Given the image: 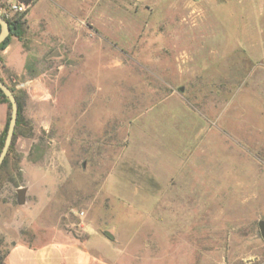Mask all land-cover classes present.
I'll use <instances>...</instances> for the list:
<instances>
[{"label": "rangeland", "instance_id": "374dc122", "mask_svg": "<svg viewBox=\"0 0 264 264\" xmlns=\"http://www.w3.org/2000/svg\"><path fill=\"white\" fill-rule=\"evenodd\" d=\"M23 19L0 50L24 120L0 255L264 264V0H35Z\"/></svg>", "mask_w": 264, "mask_h": 264}, {"label": "trees", "instance_id": "16d2710c", "mask_svg": "<svg viewBox=\"0 0 264 264\" xmlns=\"http://www.w3.org/2000/svg\"><path fill=\"white\" fill-rule=\"evenodd\" d=\"M16 1L21 3V4H23L25 6V9L22 12L16 13V16H14V18L12 20H9V19L5 18L4 16H2L8 22L10 33L6 37V39L0 44V50H3V49H5L8 46L9 41H10V36H12V35H15L18 38V40H22L24 29H23V24L20 21H21V18L23 19L25 17V15L28 13L29 7L31 6V4L35 0H16ZM0 79L14 93L15 99H16L17 104H18L17 121H16L15 129H14V134H13V137H12V142H11V145L9 147L7 155H6L2 165L0 166V181H1V179H3V175H4V177L9 178V180H11L12 177L10 175H12L14 172L18 173L19 169L16 168V166L12 165V168L11 167L9 168V162H10L11 151H12V148H13V139H14V137L16 135V131H17L18 127L23 124L24 120L21 117V109H22L21 101H20L21 97L17 93L15 94V92L11 88V86H9L1 77H0ZM0 103L9 105L8 99L2 93L1 90H0ZM9 109H10V105H9ZM8 119H9V116L7 117V121L5 123V126H4V128L2 130V132L0 133V150H1L4 138H5L7 124H8ZM6 253H7V250L3 253L2 256L0 255V263L4 259Z\"/></svg>", "mask_w": 264, "mask_h": 264}, {"label": "water", "instance_id": "95a60500", "mask_svg": "<svg viewBox=\"0 0 264 264\" xmlns=\"http://www.w3.org/2000/svg\"><path fill=\"white\" fill-rule=\"evenodd\" d=\"M9 33H10V29L8 22L0 15V44L6 39ZM0 90L8 99L10 105V113H9L6 134L0 150V166H1L12 142V137L14 134V129L17 121L18 104L15 99L14 93L8 88V86L1 79H0ZM26 191H27L26 187H19L16 189L17 203L19 205H23L25 203ZM257 225L260 232V236L262 239H264V220H259Z\"/></svg>", "mask_w": 264, "mask_h": 264}, {"label": "crops", "instance_id": "0c3cea01", "mask_svg": "<svg viewBox=\"0 0 264 264\" xmlns=\"http://www.w3.org/2000/svg\"><path fill=\"white\" fill-rule=\"evenodd\" d=\"M14 1L17 2L16 0ZM3 50H1V57L3 58L5 63V58L2 54ZM4 65L7 67L6 64ZM9 69L13 70L12 68ZM0 107L3 110V115L0 118V132H1L5 123L6 108L3 103H0ZM1 222L2 221L0 219V223ZM37 254H38L37 249L34 248L31 241H23V240L12 241L9 248L7 249V253L2 261V264H53L51 262L47 263L46 261L43 260L38 261ZM54 264H72V263H68L66 259L60 257L59 260L56 261Z\"/></svg>", "mask_w": 264, "mask_h": 264}, {"label": "built area", "instance_id": "2783aa9c", "mask_svg": "<svg viewBox=\"0 0 264 264\" xmlns=\"http://www.w3.org/2000/svg\"><path fill=\"white\" fill-rule=\"evenodd\" d=\"M12 8L15 10V11H18V12H22L24 11L25 9V6L19 2H15L13 5H12Z\"/></svg>", "mask_w": 264, "mask_h": 264}]
</instances>
